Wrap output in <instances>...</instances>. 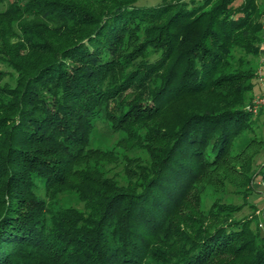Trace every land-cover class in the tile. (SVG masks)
<instances>
[{
    "label": "trees",
    "instance_id": "16d2710c",
    "mask_svg": "<svg viewBox=\"0 0 264 264\" xmlns=\"http://www.w3.org/2000/svg\"><path fill=\"white\" fill-rule=\"evenodd\" d=\"M6 1L0 76L18 75L0 84V264H264L252 218L200 198L213 179L249 195L264 177L260 140L232 149L264 115L248 109L264 2ZM98 121L150 153L127 158L126 182L90 147ZM69 190L83 209L54 206Z\"/></svg>",
    "mask_w": 264,
    "mask_h": 264
},
{
    "label": "rangeland",
    "instance_id": "374dc122",
    "mask_svg": "<svg viewBox=\"0 0 264 264\" xmlns=\"http://www.w3.org/2000/svg\"><path fill=\"white\" fill-rule=\"evenodd\" d=\"M262 2H264V0H262ZM7 4L8 2L6 0H0V10L6 9ZM248 58L257 66L255 83H257V80H260L262 82L261 84H264V64L260 63L259 56L255 57L253 55H248ZM259 65L262 67L261 76L258 70ZM17 75L15 70H9L3 74L2 77L0 76V84H15ZM262 94H264V91L258 95L254 94V98ZM252 125V128L245 129L236 136L232 149L234 151L241 149L244 144H246V140L249 137L255 136L256 140L260 141L252 144L250 150L253 152L258 150L254 155V161L262 165L264 164V140H262L264 139V115L254 120ZM144 130L145 129L140 130V135L142 137H144ZM90 140V147L108 154L107 158H103V160H105L103 161L104 173L108 176H113L121 182L127 181V176L124 172L127 158L137 157L141 162L150 161V153L144 145H132V140L127 136L125 131L113 130L111 125L106 121H98L96 123L91 133ZM109 154L111 155L110 157ZM104 155L106 154L102 153L101 157H104ZM261 167L257 168L255 174L259 172ZM210 178L212 177L210 176ZM253 187L255 190H252L251 194L243 195L239 187H235V185H232L231 182L227 180L224 185L219 186L216 185L214 179L212 182H204V184L201 185L200 192L201 205L206 208L210 202H214L215 200L236 204L237 209L233 210L235 218H252V227L264 233V177H262V175L259 174L255 176ZM54 206H74L78 209H83L84 202L75 191L69 190L62 191L57 195Z\"/></svg>",
    "mask_w": 264,
    "mask_h": 264
},
{
    "label": "crops",
    "instance_id": "0c3cea01",
    "mask_svg": "<svg viewBox=\"0 0 264 264\" xmlns=\"http://www.w3.org/2000/svg\"><path fill=\"white\" fill-rule=\"evenodd\" d=\"M259 61L261 64H264V40H262V44H261V51H260V55H259ZM258 70H259V73H260V76H261V73H262V67L259 65L258 66ZM262 78V77H261ZM260 80H257V83H255L254 85V94H261L262 91H264V84H261L262 82Z\"/></svg>",
    "mask_w": 264,
    "mask_h": 264
},
{
    "label": "built area",
    "instance_id": "2783aa9c",
    "mask_svg": "<svg viewBox=\"0 0 264 264\" xmlns=\"http://www.w3.org/2000/svg\"><path fill=\"white\" fill-rule=\"evenodd\" d=\"M260 108H264V94L256 96L248 106L253 113H257Z\"/></svg>",
    "mask_w": 264,
    "mask_h": 264
}]
</instances>
